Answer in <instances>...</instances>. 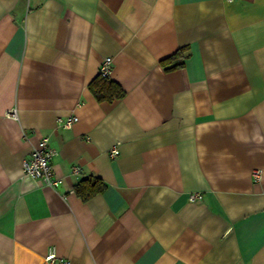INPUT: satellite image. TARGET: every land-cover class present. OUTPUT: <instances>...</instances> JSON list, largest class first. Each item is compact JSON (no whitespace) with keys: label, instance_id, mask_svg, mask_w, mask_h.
Wrapping results in <instances>:
<instances>
[{"label":"crops","instance_id":"crops-1","mask_svg":"<svg viewBox=\"0 0 264 264\" xmlns=\"http://www.w3.org/2000/svg\"><path fill=\"white\" fill-rule=\"evenodd\" d=\"M105 56L111 101L88 86ZM42 137L55 188L22 174ZM87 176L105 188L83 201ZM51 247L71 264H264V0H0V264H50Z\"/></svg>","mask_w":264,"mask_h":264},{"label":"built area","instance_id":"built-area-1","mask_svg":"<svg viewBox=\"0 0 264 264\" xmlns=\"http://www.w3.org/2000/svg\"><path fill=\"white\" fill-rule=\"evenodd\" d=\"M233 1V0H225ZM112 67V58L110 56H105L101 59L99 65L98 74L109 78ZM6 116L12 119H17L16 108H10L7 110ZM78 120V117L74 114L67 116H59L56 118L58 126L62 128H71L72 125ZM111 156H116L118 154V149L113 146L109 150ZM55 155V150L50 147L46 137H42L37 145L33 148L29 159L22 162V174L25 177L35 179L40 183L49 186L57 187L59 184V179L54 175L51 158ZM73 174H79L80 169L77 166L71 168ZM262 175V170L255 168L252 170V177L254 181H259ZM201 197L200 192H191L188 199L190 201H195ZM44 260L50 264H71L68 260L61 258L56 255L54 248L48 249L47 253L44 255Z\"/></svg>","mask_w":264,"mask_h":264},{"label":"trees","instance_id":"trees-1","mask_svg":"<svg viewBox=\"0 0 264 264\" xmlns=\"http://www.w3.org/2000/svg\"><path fill=\"white\" fill-rule=\"evenodd\" d=\"M185 57L183 50L180 49L171 56L164 58L161 62L164 65H169L171 62L176 61L174 64H170L167 68L172 69L182 65V60ZM89 89L99 101H111L113 99L121 98L124 95V90L120 85L111 80L110 78L97 75L90 83ZM105 188L104 182L95 176H87L81 178L73 186L74 193L83 201L90 199L95 194L101 192Z\"/></svg>","mask_w":264,"mask_h":264}]
</instances>
